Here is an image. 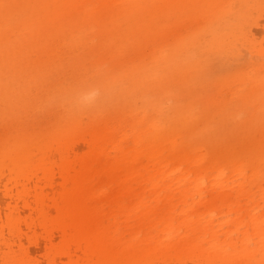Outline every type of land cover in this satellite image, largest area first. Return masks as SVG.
I'll use <instances>...</instances> for the list:
<instances>
[{
  "label": "rangeland",
  "instance_id": "rangeland-1",
  "mask_svg": "<svg viewBox=\"0 0 264 264\" xmlns=\"http://www.w3.org/2000/svg\"><path fill=\"white\" fill-rule=\"evenodd\" d=\"M0 264H264V0H0Z\"/></svg>",
  "mask_w": 264,
  "mask_h": 264
},
{
  "label": "clouds",
  "instance_id": "clouds-1",
  "mask_svg": "<svg viewBox=\"0 0 264 264\" xmlns=\"http://www.w3.org/2000/svg\"><path fill=\"white\" fill-rule=\"evenodd\" d=\"M95 95V93H91V94H87L85 97H84V100L87 101L88 99L91 98V96Z\"/></svg>",
  "mask_w": 264,
  "mask_h": 264
}]
</instances>
